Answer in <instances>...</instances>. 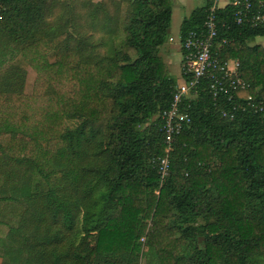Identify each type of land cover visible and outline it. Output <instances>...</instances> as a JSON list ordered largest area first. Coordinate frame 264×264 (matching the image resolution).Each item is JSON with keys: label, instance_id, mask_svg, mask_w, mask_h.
Listing matches in <instances>:
<instances>
[{"label": "trees", "instance_id": "1", "mask_svg": "<svg viewBox=\"0 0 264 264\" xmlns=\"http://www.w3.org/2000/svg\"><path fill=\"white\" fill-rule=\"evenodd\" d=\"M232 13L213 51L238 60L243 108L223 116L202 78L161 177L172 1L0 0V264H137L143 245L159 264H264V24Z\"/></svg>", "mask_w": 264, "mask_h": 264}, {"label": "built area", "instance_id": "2", "mask_svg": "<svg viewBox=\"0 0 264 264\" xmlns=\"http://www.w3.org/2000/svg\"><path fill=\"white\" fill-rule=\"evenodd\" d=\"M222 1L223 4H220L221 0H210L202 26L190 31L180 43L183 49L180 68L187 79L176 84L172 101L160 115L166 144L164 156L160 160L161 177L167 174L168 156L176 135L189 122L188 113L181 110L183 101L196 95V88L202 78L211 77L210 88L214 90L215 99L222 94L226 101L232 103L231 110H221L223 116L232 118L235 111L243 108L237 101L235 91L248 87V84L239 75L238 60H222L213 51L214 41L219 33L217 10L231 5L235 23L255 26L264 24V4H255L254 0ZM247 100V104H251L252 97L249 95Z\"/></svg>", "mask_w": 264, "mask_h": 264}, {"label": "rangeland", "instance_id": "3", "mask_svg": "<svg viewBox=\"0 0 264 264\" xmlns=\"http://www.w3.org/2000/svg\"><path fill=\"white\" fill-rule=\"evenodd\" d=\"M94 1H99V0H94ZM197 2L198 1L196 2L193 1L191 4L186 5L182 10L179 11H177V9L175 8L174 11L175 14L169 29V37H171L172 39L170 41L167 40L166 43L161 47V55L163 57V60L166 61L170 74L173 75L175 78H180V74H181L180 61H178L180 56L178 52L179 27L183 18L185 16H188L192 9L202 5V2L204 1L203 0L199 1L200 3ZM220 4H223L222 0ZM99 36L100 34L97 33H95V35L93 36L96 46L95 51L98 54L104 53L105 51V47H101L99 45L98 42ZM254 43L261 44L262 46H264V38L258 36L255 38ZM50 58L51 59L53 58V54H50ZM66 126H73V122L67 121ZM142 241H144V239H142ZM137 264H159L154 248L147 245H143L141 249L139 261Z\"/></svg>", "mask_w": 264, "mask_h": 264}, {"label": "crops", "instance_id": "4", "mask_svg": "<svg viewBox=\"0 0 264 264\" xmlns=\"http://www.w3.org/2000/svg\"><path fill=\"white\" fill-rule=\"evenodd\" d=\"M172 1V20H173V17H174V11H175V8L177 9V11L179 10H182L186 5L188 4H191L193 1L196 2L198 1L197 3H200L199 1H202V0H171ZM204 2H202V5H204L208 0H203ZM200 5V6H202ZM199 7V6H197ZM192 11V10H191ZM172 22V21H171ZM172 38L169 37L168 40L170 41ZM178 52H179V60L180 63H181V47H180V41L178 39ZM178 81H180L181 79L180 78H177Z\"/></svg>", "mask_w": 264, "mask_h": 264}]
</instances>
